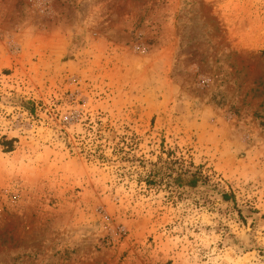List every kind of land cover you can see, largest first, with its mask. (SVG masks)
Here are the masks:
<instances>
[{
    "label": "rangeland",
    "instance_id": "obj_1",
    "mask_svg": "<svg viewBox=\"0 0 264 264\" xmlns=\"http://www.w3.org/2000/svg\"><path fill=\"white\" fill-rule=\"evenodd\" d=\"M0 264H264V0H0Z\"/></svg>",
    "mask_w": 264,
    "mask_h": 264
}]
</instances>
